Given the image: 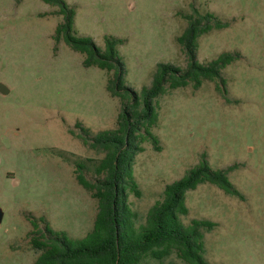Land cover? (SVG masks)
Wrapping results in <instances>:
<instances>
[{
	"label": "rangeland",
	"instance_id": "obj_1",
	"mask_svg": "<svg viewBox=\"0 0 264 264\" xmlns=\"http://www.w3.org/2000/svg\"><path fill=\"white\" fill-rule=\"evenodd\" d=\"M65 1L76 9L79 36L102 49L105 36L125 40L119 52L126 84L138 92L151 85L159 64L187 67L177 43L188 26L185 16L197 10L229 23L200 39L198 60L241 54L223 71L230 102L212 82L161 97L153 129L161 151L142 145L134 166L142 194L129 193L128 203L144 221L165 187L206 154L214 169L234 167L230 180L245 198L199 186L188 193L183 222L218 224L205 234L209 264H264V0ZM59 10L42 0H0V85L9 90L0 92V264H35L28 215L45 217L77 241L91 232L98 212V201L76 180L74 162L86 161L85 176L95 182L89 160L104 155L83 144L76 125L91 136L116 129L120 101L109 95L105 71L85 68L82 54L54 41L63 21ZM164 264L186 263L174 255Z\"/></svg>",
	"mask_w": 264,
	"mask_h": 264
},
{
	"label": "trees",
	"instance_id": "obj_2",
	"mask_svg": "<svg viewBox=\"0 0 264 264\" xmlns=\"http://www.w3.org/2000/svg\"><path fill=\"white\" fill-rule=\"evenodd\" d=\"M42 1L59 7L58 14L63 17L55 30L54 41L64 42L82 54L85 68L95 67L110 76L106 88L112 98L119 99L120 112L117 127L111 131L91 136L81 123L76 125L81 129L78 138L83 144L104 155L101 160H89L97 177L95 182L85 176L89 171L86 161L74 162L77 182L98 201L93 229L85 239L74 241L55 231L45 217L28 215L33 228L29 234L30 246L38 255L35 264H164L174 255L186 264H209L205 234L215 230L218 224L193 219L186 225L183 218L190 214L187 196L199 186L210 184L244 200L229 177L234 167L214 169L203 154L182 179L165 187L162 200L150 208L144 221L131 209L128 198L129 193L137 197L142 194L134 176L136 157L145 150L142 145L151 142L156 151H161L160 140L153 132L160 120L157 101L161 97L190 85L199 89L205 82H212L216 91L230 102L223 71L240 60L241 54L225 52L207 64L198 60L200 39L214 30L228 28L229 23L197 10L194 15L185 16L188 26L177 43L187 55V67L159 64L151 85L138 92L126 84L127 69L119 52L125 40L105 36L102 49L91 37L77 34L74 7L65 0Z\"/></svg>",
	"mask_w": 264,
	"mask_h": 264
},
{
	"label": "water",
	"instance_id": "obj_3",
	"mask_svg": "<svg viewBox=\"0 0 264 264\" xmlns=\"http://www.w3.org/2000/svg\"><path fill=\"white\" fill-rule=\"evenodd\" d=\"M0 92L2 94L6 95V94L9 93V90H8V88L5 85L1 84L0 85ZM3 218H4V212H3L2 208L0 207V224L3 221Z\"/></svg>",
	"mask_w": 264,
	"mask_h": 264
}]
</instances>
